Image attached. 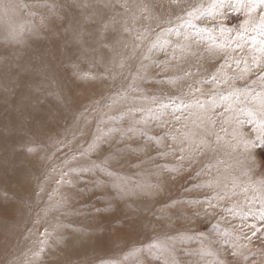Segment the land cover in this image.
Listing matches in <instances>:
<instances>
[{
    "label": "rangeland",
    "instance_id": "rangeland-1",
    "mask_svg": "<svg viewBox=\"0 0 264 264\" xmlns=\"http://www.w3.org/2000/svg\"><path fill=\"white\" fill-rule=\"evenodd\" d=\"M74 2L0 0V5H9L7 11L0 9V73L8 72L0 84V134L8 136L1 151L10 152L22 168L14 175L15 164L10 159L0 160V264H264V222L254 218L259 215L255 210L258 205L246 222L219 208L197 218L192 216L200 210L197 206L189 208L176 203L170 207L194 197L203 200L215 195V191L195 190V171L173 180L165 169L172 167L175 159L160 155L168 150L166 145L171 143L174 130L182 129L188 122L187 109L173 115L171 97H182L186 102L204 100L195 91L197 86L206 93L214 88L217 93L228 94V87L203 83L222 64L221 80L235 77L237 89L247 86L259 90L258 77L262 73L252 68L251 54L245 55L247 48L235 53L229 49L226 63L223 53H209L214 44L212 37L216 38V46L223 43L215 22L205 15L189 23L185 14L209 0H141L132 6L136 10L134 16L119 17L120 34L116 39L103 29L107 10L90 18L88 7H82L81 0ZM119 3L124 7L122 1ZM77 13L87 19L83 30L97 27L91 42H82V35L89 38L84 31L76 40L64 35V28L56 25L59 21L67 23ZM242 19V15L229 14L223 23L235 30ZM203 28L211 31L197 35V29ZM33 32L40 42L31 38ZM185 34L192 39L185 40ZM14 35L28 37L29 51L35 52L32 71L23 79L29 82L27 87L15 81L11 71L18 65L13 60L8 61V66L1 65L9 58L8 38ZM77 42L81 57L75 54L65 59L66 52H73ZM182 45L190 48L181 53ZM174 50L182 58L172 61ZM9 51L14 55L24 53L20 47H10ZM242 58L252 68L248 74L243 71ZM236 60H241L239 67ZM72 65L76 68L74 73L70 72ZM138 69L144 79L135 81L139 90L133 91L130 85ZM184 71L193 75L184 77ZM171 79L176 83L167 82ZM30 85H34L32 94L38 95L36 101L29 96ZM188 85L193 86L192 94ZM179 102L178 99L176 103ZM163 104L169 107L161 109ZM149 108L155 114L149 113ZM130 109L136 110V119H147L143 126L147 136L140 131L128 133ZM220 112L223 107L217 109ZM176 117H180L179 122ZM240 119L245 122L237 127L247 136L254 125L245 116ZM97 129L113 131L88 153L86 174L65 176L71 185L58 183L61 170H67L63 165L65 157L86 150L98 134ZM144 145L149 146L147 154L136 151ZM117 152L120 162L112 158ZM256 152L258 159L264 158V148H257ZM149 156L155 158L154 162L140 163ZM225 160L232 166L227 174L229 180L236 177L242 186L264 180V168H257L249 176L244 174L241 153ZM237 160H242L239 175L235 170L240 163ZM199 167L194 165V170ZM210 179L207 175L199 178ZM121 185L128 189L126 194L119 190ZM186 188L193 190L185 191ZM62 196L68 199L60 204ZM251 196L249 191L247 197ZM245 199L237 188L223 206L243 204ZM46 230L49 236L43 235ZM225 230L232 233L227 242L220 235ZM153 241L163 247L151 249Z\"/></svg>",
    "mask_w": 264,
    "mask_h": 264
},
{
    "label": "snow or ice",
    "instance_id": "snow-or-ice-1",
    "mask_svg": "<svg viewBox=\"0 0 264 264\" xmlns=\"http://www.w3.org/2000/svg\"><path fill=\"white\" fill-rule=\"evenodd\" d=\"M36 6L39 7L41 5ZM8 8L9 5L7 4L0 5V9L4 11H7ZM185 14L190 18L189 23H191V19H199L205 15L215 22V29L219 31L220 37L223 38V43L216 46V38L212 37L214 44L208 51L210 54L223 53L225 63L227 62L229 49L232 53H235L237 51L244 52L245 48H247L245 55L251 54L252 68L260 69L262 73L258 77L261 87L259 90H256L248 89L246 86L242 90L235 87V77H225L221 80L219 73L224 67V64H222L211 75L210 79L204 80L203 83L213 84L219 88L228 87L230 88L228 94L217 93L214 88H210L206 93L202 87L197 86L195 91L204 96V100L197 99L194 102H186L182 97H171L173 115L176 112H183V110L187 109L188 115L186 120L188 122L184 123L182 129L174 130V133L170 136L171 143L166 145L168 150L160 153L162 157L172 156L176 161L172 167L165 170L173 180L184 173L195 171V178L198 181L194 186L195 190L202 188L214 189L215 195L211 197L206 196L203 200L194 197L174 202L170 207H175L176 203H183L189 208L197 206L200 210L192 213V216L197 218L202 215H211L219 208L221 212L227 211L233 218H239L241 221L246 222L250 216H254V207L258 205V208H255V210L259 212V215L254 218L264 222V180H260L255 185L245 184L243 186L238 182V178L236 177L229 180L227 174L232 166L225 160V157H232L235 153H241L243 164L246 168L244 173L246 176L254 173L257 168H264V158L258 159L256 152L257 148H264V0H209L208 4L195 5ZM229 14L243 16L238 29L233 30L224 26L223 21L228 19ZM210 31L208 28L197 29V35L200 32ZM184 39L191 40L192 37L185 34ZM185 48H190V45L180 46L181 53L184 52ZM257 52L260 54L259 57L255 55ZM180 58L182 57H178L174 50L171 60L175 61ZM242 60L245 65L243 69L244 73H250L252 68L248 66L247 59L242 58ZM235 63L239 67L241 60H236ZM228 67L230 68L231 65L229 64ZM191 75L193 74L190 71H184V77ZM184 77H179L178 79H183ZM132 79L133 84L130 87L133 91H138L139 89L135 81L144 79V75L140 69L137 70ZM167 82L175 84L176 80L171 79ZM188 88L189 94H192L193 86L188 85ZM178 99L180 102L176 103ZM153 102H155V98ZM241 103L245 106L240 107ZM159 107L167 109L169 105L163 104ZM220 107H223V112L217 113V109ZM135 111L134 109H130L131 122L128 124V133L140 131L141 135L147 136V133L143 131V126H146L147 119L143 116L140 119H136ZM140 111L143 112L144 110L141 109ZM147 111L155 114L151 108L147 109ZM241 115L247 118L248 123L254 125L252 132L247 136L243 135L237 127L245 122L240 119ZM120 119L123 120L124 116L121 115ZM176 120L179 122L180 117H176ZM80 131L83 132V129ZM112 131L113 129H97L98 134L94 135L86 150H81L79 155L74 152L70 158L66 156L63 165L67 170H61V179L58 183L71 185L72 181H65V176L72 174L81 176L86 174V170L89 169L88 153L107 140ZM148 139L151 140V137H148ZM159 139L158 137L156 140L158 146ZM64 146L67 147L68 145L65 144ZM148 147V145H144L136 151H143L147 154ZM28 151H33V149L29 148ZM112 158L120 162L119 152L114 153ZM154 159V157L149 156L147 161L141 160L140 163L154 162ZM194 165H200V167L194 170ZM213 169H215V174H213ZM205 175L210 176L211 179L199 180L201 176ZM237 188H240L245 194V202L243 204H233L231 207H224L223 201L225 199H232L236 194ZM119 190L124 194L128 192V189L123 185L119 187ZM192 190L185 189V191ZM249 191L252 192L250 198L247 197ZM229 193L232 195H229ZM67 199V196H62L58 203L63 204ZM251 227L255 228V225ZM43 235L49 236L50 233L46 230ZM220 235L227 242L232 233L225 230ZM253 235H256V232H253ZM246 238L251 239V237ZM149 247L151 249H161L163 245L153 241ZM232 255H236V253L233 252ZM101 264H104V262L102 261ZM169 264H175V261H170ZM217 264H223V262L218 261Z\"/></svg>",
    "mask_w": 264,
    "mask_h": 264
},
{
    "label": "bare ground",
    "instance_id": "bare-ground-1",
    "mask_svg": "<svg viewBox=\"0 0 264 264\" xmlns=\"http://www.w3.org/2000/svg\"><path fill=\"white\" fill-rule=\"evenodd\" d=\"M70 1L75 3L74 0H70ZM119 1L123 2L124 7H122V5H120ZM140 2H141V0H81V5H82V7H84V6L88 7L87 10H88V12H90L88 14V16L90 18H92L93 16H96V14H98L101 11L107 10L108 15L106 16V19L103 21L104 22L103 29H105V32H106V34H108V36H110L113 39H116V38H118V35L120 34V23H121V21H120L119 17L124 15V14L128 15L129 17L134 16L136 10H134V8L132 6L134 4H139ZM143 3H148V2H143ZM96 5L97 6H103L105 8L98 9ZM77 14L78 15H76L75 17L69 19V21L67 23L64 24V22L59 21V23L56 22V25L58 27L64 28L62 30L64 32V35L66 34L68 36H71V38H75L76 40L79 37L78 36L79 33L81 31H84V34H86L87 37H89V38H85L82 35V42L85 43V41L87 39H89L91 42L94 39V36L93 37H91V36H92V34L94 35V32L97 30V27L96 26L93 27L92 30H88V28L83 30L82 29L83 24H84V22L87 21V19H81V15L79 13H77ZM105 25H107V27H105ZM30 36L36 42L37 41L40 42V38L37 36V34L35 32L30 34ZM8 44H9V47L6 49V52L9 53V58L5 59L1 65L2 66H8V61L13 60L18 65V66L13 68V70H15L16 74H14L13 70L11 71L13 73V75L15 76V81L17 83H18V81H21V85L22 86L24 85L25 87H27L29 82H23V79H24V76L28 75L32 71L31 64L36 58V56H34L35 52L33 51L31 53L29 51L28 37H23V36L19 37L17 35H14V37L8 38ZM10 47L23 48L24 53L19 54V53L15 52L16 55L10 54V51H9ZM74 47H75V50L73 52H71V51L66 52V54L64 56L65 59H69L72 56L74 57L75 54L81 57V55H80L81 52L79 51L81 48L80 43L77 42V45ZM49 57L51 58V56H49ZM84 59H86V58H84ZM20 62H22L23 66L20 65ZM79 64L80 63H78L76 65H79ZM74 66L75 65H72V67L70 68L71 73H74L76 70V68ZM7 74H8V72H1L0 73V84L2 83V80L7 76ZM18 77H21V78L18 79ZM33 86L34 85L28 86L27 90H28V93H29L31 100L36 101V98L38 97V95L32 94V90L34 89ZM6 139H8V136L0 134V160L10 159L11 161H9V162L12 164H15V165H12L13 170H14V175H15L22 168L19 169L18 165H16L17 163L15 161V157L13 155L9 154L10 152L1 151V149L3 147L2 142H4V140H6ZM238 163H239V166L235 169L237 172V175H239L242 172V168H241L242 160H237V164ZM14 177L17 178L18 176H14Z\"/></svg>",
    "mask_w": 264,
    "mask_h": 264
}]
</instances>
